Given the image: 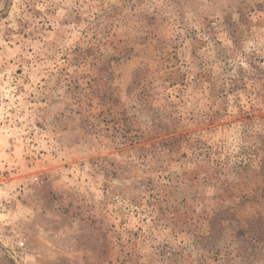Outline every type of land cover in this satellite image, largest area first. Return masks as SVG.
I'll use <instances>...</instances> for the list:
<instances>
[{
    "label": "rangeland",
    "instance_id": "1",
    "mask_svg": "<svg viewBox=\"0 0 264 264\" xmlns=\"http://www.w3.org/2000/svg\"><path fill=\"white\" fill-rule=\"evenodd\" d=\"M0 264H264V0H0Z\"/></svg>",
    "mask_w": 264,
    "mask_h": 264
}]
</instances>
